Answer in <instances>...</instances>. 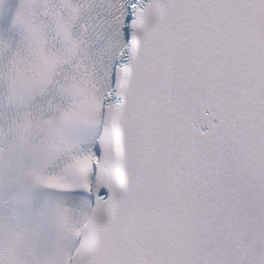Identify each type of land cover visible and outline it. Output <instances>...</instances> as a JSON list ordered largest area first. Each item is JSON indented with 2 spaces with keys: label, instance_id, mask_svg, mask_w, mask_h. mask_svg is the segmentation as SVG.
Wrapping results in <instances>:
<instances>
[{
  "label": "snow or ice",
  "instance_id": "obj_1",
  "mask_svg": "<svg viewBox=\"0 0 264 264\" xmlns=\"http://www.w3.org/2000/svg\"><path fill=\"white\" fill-rule=\"evenodd\" d=\"M0 264H264V0H0Z\"/></svg>",
  "mask_w": 264,
  "mask_h": 264
}]
</instances>
